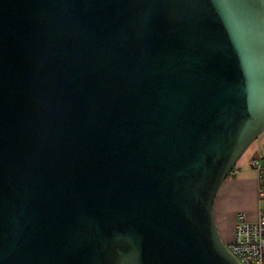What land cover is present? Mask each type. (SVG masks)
Returning a JSON list of instances; mask_svg holds the SVG:
<instances>
[{
  "label": "water",
  "instance_id": "1",
  "mask_svg": "<svg viewBox=\"0 0 264 264\" xmlns=\"http://www.w3.org/2000/svg\"><path fill=\"white\" fill-rule=\"evenodd\" d=\"M263 131L264 0H0V264H240Z\"/></svg>",
  "mask_w": 264,
  "mask_h": 264
},
{
  "label": "crops",
  "instance_id": "2",
  "mask_svg": "<svg viewBox=\"0 0 264 264\" xmlns=\"http://www.w3.org/2000/svg\"><path fill=\"white\" fill-rule=\"evenodd\" d=\"M254 157L264 161V131L248 146L220 186L213 203L216 226L222 241L232 240L238 212L249 220L257 217V188L259 175L250 162ZM231 225L230 230L223 225Z\"/></svg>",
  "mask_w": 264,
  "mask_h": 264
},
{
  "label": "built area",
  "instance_id": "3",
  "mask_svg": "<svg viewBox=\"0 0 264 264\" xmlns=\"http://www.w3.org/2000/svg\"><path fill=\"white\" fill-rule=\"evenodd\" d=\"M250 164L259 175L257 217L249 220L238 212L232 240L226 246L240 264H264V161L254 157Z\"/></svg>",
  "mask_w": 264,
  "mask_h": 264
},
{
  "label": "rangeland",
  "instance_id": "4",
  "mask_svg": "<svg viewBox=\"0 0 264 264\" xmlns=\"http://www.w3.org/2000/svg\"><path fill=\"white\" fill-rule=\"evenodd\" d=\"M220 189V188H219ZM218 192H219V190H218ZM218 192H217V194H218ZM217 194H216V197H217ZM216 199V198H215ZM214 212V211H213ZM216 220V219H215ZM216 222V221H215ZM224 226V228H228V230H230V228H231V225L228 223L227 225H223ZM223 243L225 244V245H227L228 243L227 242H225V241H223Z\"/></svg>",
  "mask_w": 264,
  "mask_h": 264
}]
</instances>
